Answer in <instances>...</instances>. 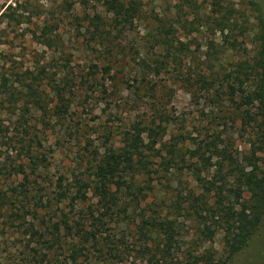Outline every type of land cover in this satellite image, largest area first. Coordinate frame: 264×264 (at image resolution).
<instances>
[{
    "label": "rangeland",
    "instance_id": "374dc122",
    "mask_svg": "<svg viewBox=\"0 0 264 264\" xmlns=\"http://www.w3.org/2000/svg\"><path fill=\"white\" fill-rule=\"evenodd\" d=\"M119 1L138 7L129 29L114 27L103 0H0V264H191L203 254L264 264V213L230 259L227 220L207 215L216 191L232 200L229 160L209 150L211 165L190 156L210 140L239 163L250 154L256 123L245 125L223 91L260 48L264 0ZM215 13L232 19L228 33L214 30ZM160 17L173 34L167 50L152 40ZM201 76L214 83L208 91L196 82ZM134 127L144 129L146 164L126 175L106 209L94 191L91 152H104L106 134L114 148L124 146ZM79 180L88 184L84 200ZM152 217L174 222L179 247L170 254L158 231L141 229ZM93 228L97 245L77 232Z\"/></svg>",
    "mask_w": 264,
    "mask_h": 264
},
{
    "label": "trees",
    "instance_id": "16d2710c",
    "mask_svg": "<svg viewBox=\"0 0 264 264\" xmlns=\"http://www.w3.org/2000/svg\"><path fill=\"white\" fill-rule=\"evenodd\" d=\"M103 3L106 5L108 11L112 12L115 17V26L120 25L121 29H129L133 23L135 13L138 9L136 4H124L119 0H103ZM216 12L220 13V10ZM221 15V16H220ZM213 19L212 25L214 30L219 31L221 34L228 33L231 29L232 19L230 16L225 14H217L211 16ZM92 25L96 31L99 29L98 21H92ZM203 25V24H202ZM171 27V25L169 26ZM166 19L160 17L158 22H156L153 27L152 40L167 50V45L172 47L173 34L171 28L166 29ZM260 39V48L257 51L256 55L253 57V62L250 63L249 60L245 61L244 64H239L237 70L234 72V78L231 82L226 85L225 92L231 99L235 102L239 108H242V120L245 125H250V123H256V132L254 133V140L251 141V151L249 155H246L243 158V163L237 162L231 155L226 152L225 148H218L213 140L208 142H201L198 144L197 148L190 152V156L194 157L197 155L199 160L203 165H211L212 155L222 156L223 159H228L230 165L232 166L235 172V187L229 188L231 192L232 200H229L227 197V203H224L223 200H220L223 197H220V191H216L215 196V206L206 207L207 215L209 213V218L214 219V217H219L218 214H221L225 220H227V227L225 232V242L228 245V256L226 259H230L231 256L237 253L239 250L245 246L259 224L262 215L264 213V169L259 166V162L262 160L264 163V23L261 24V30L259 31ZM143 67H149V64L144 60ZM109 68H103L105 73H108ZM203 76L196 80L199 83L200 88L208 91L214 85L209 82L202 80ZM248 82H250L248 84ZM248 89H247V87ZM104 87V86H102ZM219 87H221L219 85ZM216 93H218V89ZM106 91V87H104ZM61 88L57 90V95L61 104L58 106L62 107L63 111L65 110L63 96ZM234 97L239 99L236 101ZM57 107V108H58ZM256 108V112H253L252 109ZM258 116L256 118L255 116ZM161 125H157V129ZM144 129H139L134 127V133H127L124 146L120 148H114L110 141V135L106 134L104 136L103 145L104 152L100 154L97 150H92V159L94 163L91 165V173L95 180L94 191L95 194L99 197V201L104 205L106 209L115 205L117 202V191L121 186L125 185L126 175L132 172H135L138 169V166H145L146 162L143 159L140 146L142 145L141 133ZM149 135L156 136L158 133L153 130H149ZM218 137V135H216ZM203 147V151L200 153L199 150ZM211 147H214L213 149ZM212 153L211 156L205 157L204 153L206 151ZM256 153H261V157L257 156ZM144 160V162H142ZM168 161V160H167ZM196 167V163H194ZM145 168V167H143ZM195 171V168H192ZM197 180H201L200 176H196ZM78 190L76 192L77 197H80L81 200L85 199V192L82 190L87 189V182L78 181ZM115 186L114 190H111V187ZM66 189L63 185L59 184L58 194L60 197L65 195ZM247 192L248 197L244 201L240 202L243 197V193ZM201 200V205L204 203V196ZM195 200H197L195 198ZM195 207V213H198V208L201 209L197 203L192 204ZM236 205H239L236 208ZM204 206V205H203ZM101 214L100 217H102ZM201 216V215H200ZM206 217V216H201ZM96 219V217H95ZM101 218H98L100 221ZM230 221L232 223L230 224ZM144 225L141 229L150 227L159 232L162 238V243L169 253L174 251L178 246L177 238L179 236L178 232H175V226L173 220L167 218H157L152 217L151 221L143 222ZM97 228L90 230L83 229L77 230L78 235H80L83 241L90 240L92 244L97 245ZM206 239L211 236V230L209 226L204 223V230ZM170 254V253H169ZM204 254L201 256H194L191 264H225L226 260L218 259L213 261L208 258L209 261H204Z\"/></svg>",
    "mask_w": 264,
    "mask_h": 264
},
{
    "label": "built area",
    "instance_id": "2783aa9c",
    "mask_svg": "<svg viewBox=\"0 0 264 264\" xmlns=\"http://www.w3.org/2000/svg\"><path fill=\"white\" fill-rule=\"evenodd\" d=\"M13 5H15V4H13Z\"/></svg>",
    "mask_w": 264,
    "mask_h": 264
}]
</instances>
